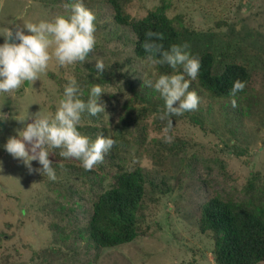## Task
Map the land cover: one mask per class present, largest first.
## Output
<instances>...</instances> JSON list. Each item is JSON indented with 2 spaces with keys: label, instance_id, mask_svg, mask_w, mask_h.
I'll list each match as a JSON object with an SVG mask.
<instances>
[{
  "label": "rangeland",
  "instance_id": "374dc122",
  "mask_svg": "<svg viewBox=\"0 0 264 264\" xmlns=\"http://www.w3.org/2000/svg\"><path fill=\"white\" fill-rule=\"evenodd\" d=\"M162 1L130 0L126 12L131 20L138 21ZM165 1L169 4L168 16L182 18L194 31L182 43L189 45L193 56L206 51L225 52L254 70L247 94L235 99L237 107L233 108V99H213L197 85V79L191 81L200 97L207 131L185 121L177 122L169 134L173 140L188 142L186 152L179 155L169 154L156 143L163 140L164 126L158 128L154 118L149 120L146 131L126 133V168L142 167L153 180L147 185L138 236L114 248L88 250L90 247L82 241L73 247L76 251L66 245L59 248L52 225L70 234L82 228L90 217L93 202L88 185L67 173L68 165L81 162L61 157L60 149H49L57 180L51 181L36 171L29 173L23 162L4 148L8 138L24 126L18 120L38 111L54 115L70 77L83 91H90V81L97 77L96 60L102 59L105 67L117 69L111 83L95 82L105 92L101 96L105 113L97 122L82 116L80 125L105 126L112 136L124 114V105L132 97L123 75L129 72L132 79L153 83L158 79L157 65L149 60L125 63V59L135 57L132 43L116 40L111 34L125 32L129 39L132 34L116 26L113 10L100 0H82L96 16V45L88 60L60 66L53 57L30 87L25 81L12 93H0V119L3 113L8 115L7 120H0V264H216L211 234H202L199 229L204 204L216 196L234 202L250 200L253 204L259 203L260 197L264 204V0ZM76 2L0 0V45L8 29L15 32L16 25L25 22L68 16L70 6ZM24 32L29 34L27 29ZM123 62L124 66H119ZM200 158L222 159L227 164L226 173L197 162ZM31 163L33 169L42 167L38 161ZM103 164V173L112 176V169ZM58 184L72 185L81 195L69 205L76 209L69 218L60 216L57 209L63 203Z\"/></svg>",
  "mask_w": 264,
  "mask_h": 264
},
{
  "label": "trees",
  "instance_id": "16d2710c",
  "mask_svg": "<svg viewBox=\"0 0 264 264\" xmlns=\"http://www.w3.org/2000/svg\"><path fill=\"white\" fill-rule=\"evenodd\" d=\"M100 1L113 10L116 26L132 34L131 39L125 32L118 31L111 34L116 40H126L127 43L129 41L132 43L135 57L125 59V63L129 65L136 60H148L147 53L141 47L148 30L163 33L164 39L159 42L163 43L165 49L172 44L182 45L186 38L194 33L182 18L171 19L168 16L169 4L165 0L156 10L149 11L146 17L138 21L131 20L126 12L130 0ZM199 59L202 66L196 78L197 85L213 99L240 100L245 97L253 79V69L237 62L225 52L215 54L206 51L199 56ZM119 66L123 67L124 62ZM115 69L116 67L106 66L103 72L99 73L95 69L97 77L90 83H111L112 78L116 77ZM157 70L158 77L162 74L171 75L183 71L179 66L172 69L167 64L157 65ZM130 74L126 72L123 77L127 79L132 97L124 105V114L113 130L111 138L116 143L110 153L106 154L103 162L112 169L110 171L112 176L103 173L105 167L103 163L96 165L91 171H86L81 165L67 166L69 176H74L88 185V192L93 203L90 217L82 228L68 234L59 226L52 225L58 235L55 242L59 248L66 245L76 251L73 247L79 241H82L86 247L89 246L88 250L114 248L131 243L139 234L140 221L145 214L147 185L153 180L151 174L142 167H135L132 170L126 168L123 154L129 146V140L126 139L125 134L146 131L149 120L152 118L158 128L165 127L167 121L159 119V115L165 110V102L160 93L154 87L149 86V80L132 79ZM237 79L245 81L246 87L232 97L229 92L233 82ZM195 86L191 82L189 90L195 91ZM80 90L84 94L80 98L87 101L90 91H83L81 88ZM252 104L254 105L255 102ZM82 116L94 122L100 120V114L90 116L85 112ZM171 119L172 128L177 122L185 121L202 131H207V119L200 102L197 110L185 112L181 116H172ZM78 130L93 141L99 133L110 136L109 129L105 126L80 125ZM156 143L172 155L186 152L188 144L180 138H176L170 144L165 143L164 140H156ZM197 162L210 168L218 167L226 173L227 164L220 158H200ZM58 185V194L63 198V203L57 209L60 216L69 218L75 215L76 211L69 205L74 199L81 198V195L72 185ZM258 199L260 202L253 204L250 200L245 203L234 202L216 196L204 204L199 229L202 234H211L216 264H260L264 262V204L260 197Z\"/></svg>",
  "mask_w": 264,
  "mask_h": 264
},
{
  "label": "clouds",
  "instance_id": "9594fccd",
  "mask_svg": "<svg viewBox=\"0 0 264 264\" xmlns=\"http://www.w3.org/2000/svg\"><path fill=\"white\" fill-rule=\"evenodd\" d=\"M70 9L68 16L61 15L51 21L41 20L39 23L25 22L22 26L16 25L15 32L7 30L4 43L0 45V93H12L24 85L25 81L29 82L30 87L47 70L53 57L60 66L88 60L96 45V16L84 6L82 0H77ZM24 29L29 34H25ZM10 39L19 43H10ZM163 39V33L148 30L141 47L152 64H167L172 69L179 66L183 70L182 73L162 74L154 84L148 81L149 86L154 87L165 102V110L159 115V119L167 121L162 134L164 142L170 144L173 142V137L169 134L173 126L171 117L181 116L198 108L200 97L196 91L189 89L202 65L199 57L188 51L187 43L172 44L165 49L163 43L159 42ZM95 67L98 73L103 72V60L97 59ZM245 87L246 82L237 79L233 82L229 95L235 97ZM103 93L105 92L100 84H93L87 101H84L80 98L83 93L76 79L70 77L54 115L38 111L19 119L24 126L16 130L17 135L8 138L5 150L13 158L22 161L29 173L39 172L51 181H56L57 176L49 159V149H60L61 157L76 159L86 171H91L104 162L105 155L110 153L116 143L111 136L101 133L93 141L78 130L83 113L87 112L90 116L105 113L106 105L101 102ZM231 104L233 108L237 107L235 99ZM7 119L8 115L3 113L0 120ZM28 119L32 122L26 123ZM32 161H38L42 167L33 169Z\"/></svg>",
  "mask_w": 264,
  "mask_h": 264
},
{
  "label": "water",
  "instance_id": "95a60500",
  "mask_svg": "<svg viewBox=\"0 0 264 264\" xmlns=\"http://www.w3.org/2000/svg\"><path fill=\"white\" fill-rule=\"evenodd\" d=\"M9 42L11 43V42H15V41H13L12 39H10V40H9ZM26 86H28V84H27V83H26Z\"/></svg>",
  "mask_w": 264,
  "mask_h": 264
}]
</instances>
